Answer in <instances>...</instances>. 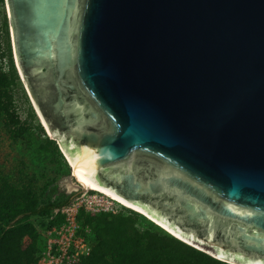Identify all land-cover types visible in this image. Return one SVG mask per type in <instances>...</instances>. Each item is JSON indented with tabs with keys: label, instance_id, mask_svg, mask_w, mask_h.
Segmentation results:
<instances>
[{
	"label": "water",
	"instance_id": "95a60500",
	"mask_svg": "<svg viewBox=\"0 0 264 264\" xmlns=\"http://www.w3.org/2000/svg\"><path fill=\"white\" fill-rule=\"evenodd\" d=\"M5 1L76 170L212 257L264 264V0Z\"/></svg>",
	"mask_w": 264,
	"mask_h": 264
},
{
	"label": "trees",
	"instance_id": "16d2710c",
	"mask_svg": "<svg viewBox=\"0 0 264 264\" xmlns=\"http://www.w3.org/2000/svg\"><path fill=\"white\" fill-rule=\"evenodd\" d=\"M2 4L3 0H0V34L4 30L5 40H8L7 19L1 9ZM5 54L9 61L7 70H3L1 65ZM17 78L7 42L6 50L0 49V119H7V125L18 121L9 90ZM50 143L48 139L46 145ZM73 197L72 194L59 202L39 204L27 186H15L0 179V264H35L38 258L35 254L36 234L28 219L32 215H47L53 209H60ZM138 216L140 214L132 210L126 215L101 213L95 217L87 216L85 221L97 235V241L86 257L87 264H230L179 240L164 229L156 228L150 221L148 227L131 232ZM25 236L30 237L32 242L23 248Z\"/></svg>",
	"mask_w": 264,
	"mask_h": 264
},
{
	"label": "rangeland",
	"instance_id": "374dc122",
	"mask_svg": "<svg viewBox=\"0 0 264 264\" xmlns=\"http://www.w3.org/2000/svg\"><path fill=\"white\" fill-rule=\"evenodd\" d=\"M1 9L7 19L8 40H5V32L2 30L0 34V49L6 50L7 42L9 43L12 61L15 66L5 0H3ZM1 65L3 70L8 69L9 61L6 54L1 58ZM16 71L18 78L15 80V84L9 87V90L12 94L13 112L17 116L18 121L16 124L7 125V119H0V179L15 186H27L37 198L39 204L59 202L72 194L74 201L84 193L95 196L97 200L102 199L104 201L102 210L92 211L81 206L77 215L76 233L82 237L84 243L90 249L88 254H85L80 248L75 250L77 259L72 264H87L86 257L91 253L93 243L97 241V235L92 226L85 221L87 216L95 217L101 213L126 215L131 210H136L127 208L93 191L86 190L85 192L77 193L81 188L78 183L76 188L68 189L69 182L76 183L71 176L72 170L69 161L59 143L50 138L49 132L47 133L45 127L39 121L17 68ZM38 125L42 129H39ZM22 128L26 129L22 130ZM48 139L51 140L50 145H46ZM44 145H46V148H44ZM138 214H140L138 222L130 230L131 232L134 233L137 229L148 227L149 221L156 228H161L140 212ZM28 221L33 224L36 234L37 251L35 254L38 258L35 264H48L47 252L50 250L49 231L62 226L65 221L64 214L60 210L53 209L47 215H32ZM30 242H32V239L25 236L22 241V247L25 248Z\"/></svg>",
	"mask_w": 264,
	"mask_h": 264
},
{
	"label": "built area",
	"instance_id": "2783aa9c",
	"mask_svg": "<svg viewBox=\"0 0 264 264\" xmlns=\"http://www.w3.org/2000/svg\"><path fill=\"white\" fill-rule=\"evenodd\" d=\"M81 206L92 211H100L104 207V201L102 199L97 200L95 196L84 193L74 201L72 199L68 204L57 209L64 214L65 221L62 226L49 231L48 264H72L77 259L75 250L79 248L85 254L89 253L90 248L84 243L82 237L76 233V220Z\"/></svg>",
	"mask_w": 264,
	"mask_h": 264
},
{
	"label": "bare ground",
	"instance_id": "6f19581e",
	"mask_svg": "<svg viewBox=\"0 0 264 264\" xmlns=\"http://www.w3.org/2000/svg\"><path fill=\"white\" fill-rule=\"evenodd\" d=\"M42 121H43V119H42ZM43 123H44V121H43ZM45 127H46V125H45ZM47 131H48V129H47ZM63 151H64V149H63ZM65 155L67 156L66 152H65ZM67 158H68V161H69L71 170H72L71 173L73 174V176L75 177V180H76V183H71V182L68 183V187H69L68 189L69 190H72V189L76 188L77 187V180H79L82 184H84V186H86L87 191H93L95 193L103 194V195H105L106 197H108L110 200H112L114 202H117L119 204H122L123 206H125L127 208L134 209V210L140 212L141 214H143L145 217H147L152 222H154L157 226H160L161 228L166 229L169 232H171L172 234H175L176 235V232H174V230H172L171 228H169L162 221H160L157 218L153 217L148 212L144 211L143 209L135 206L134 204H132L130 202H127V201L123 200L122 198H120L116 194H114V193L108 191L107 189H105V188L97 185L92 180H90L89 178H87L86 176H84L83 174H81L79 171L76 170V168L74 167V165L72 164V162H71V160L69 159L68 156H67Z\"/></svg>",
	"mask_w": 264,
	"mask_h": 264
},
{
	"label": "flooded vegetation",
	"instance_id": "af4514ba",
	"mask_svg": "<svg viewBox=\"0 0 264 264\" xmlns=\"http://www.w3.org/2000/svg\"><path fill=\"white\" fill-rule=\"evenodd\" d=\"M23 82V81H22ZM24 84V83H23ZM26 89V88H25ZM27 91V90H26ZM28 93V92H27ZM29 95V94H28ZM29 98H30V96H29ZM30 102H31V104L33 105V102L31 101V98H30ZM33 107H34V105H33ZM34 109H35V111H36V113H37V116H38V118H39V121L41 122V124L45 127V124L43 123V121H42V117H41V115H40V113L39 112H37V110H36V108L34 107ZM45 129H46V131H47V128L45 127ZM47 133H48V131H47ZM48 135L50 136V134L48 133ZM51 138V137H50ZM52 139V138H51Z\"/></svg>",
	"mask_w": 264,
	"mask_h": 264
}]
</instances>
